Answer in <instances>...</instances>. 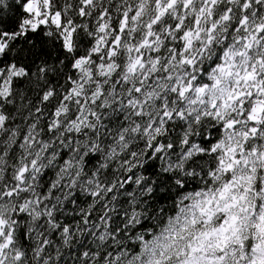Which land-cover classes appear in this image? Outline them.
Wrapping results in <instances>:
<instances>
[{"label": "snow or ice", "instance_id": "6c2138e0", "mask_svg": "<svg viewBox=\"0 0 264 264\" xmlns=\"http://www.w3.org/2000/svg\"><path fill=\"white\" fill-rule=\"evenodd\" d=\"M0 264H264V0H0Z\"/></svg>", "mask_w": 264, "mask_h": 264}]
</instances>
